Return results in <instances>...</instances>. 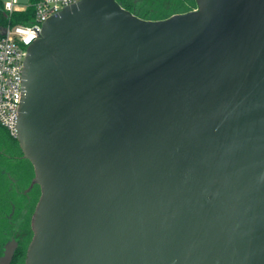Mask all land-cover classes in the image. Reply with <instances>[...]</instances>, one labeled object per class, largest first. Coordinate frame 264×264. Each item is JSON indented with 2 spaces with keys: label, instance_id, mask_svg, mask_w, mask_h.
<instances>
[{
  "label": "water",
  "instance_id": "water-1",
  "mask_svg": "<svg viewBox=\"0 0 264 264\" xmlns=\"http://www.w3.org/2000/svg\"><path fill=\"white\" fill-rule=\"evenodd\" d=\"M196 3L151 20L80 0L44 23L18 123L41 189L25 264H264V0Z\"/></svg>",
  "mask_w": 264,
  "mask_h": 264
},
{
  "label": "built area",
  "instance_id": "built-area-1",
  "mask_svg": "<svg viewBox=\"0 0 264 264\" xmlns=\"http://www.w3.org/2000/svg\"><path fill=\"white\" fill-rule=\"evenodd\" d=\"M80 0H18L0 2V127L18 139L19 111L24 97V62L28 48L40 38L44 23ZM34 8L28 24L12 23L16 12Z\"/></svg>",
  "mask_w": 264,
  "mask_h": 264
},
{
  "label": "trees",
  "instance_id": "trees-1",
  "mask_svg": "<svg viewBox=\"0 0 264 264\" xmlns=\"http://www.w3.org/2000/svg\"><path fill=\"white\" fill-rule=\"evenodd\" d=\"M121 6L125 9H128L135 13L137 16L143 19H151L152 16H156L155 20L166 19L176 13H185L197 8L196 0H117ZM34 17V8L29 7L23 11L16 12L11 18L12 23H23L28 24L31 22ZM10 136V135H9ZM11 144L8 148L0 150V155L5 160H26V167H17L13 172L19 174V177L28 176L29 179L33 174V165L32 163L23 157V152L19 145L18 139L11 137ZM15 161V162H16ZM5 166V173L7 175L14 174L9 171V168L12 167V162ZM14 162V163H15ZM7 163V162H6ZM20 163V162H19ZM16 165H19L16 162ZM41 190V189H40ZM6 210V205L0 207V246L3 243V239L6 238V233L8 226L6 220L3 218L4 212ZM2 239V240H1ZM1 249V248H0ZM27 254V243H22L16 250L13 259L10 264H25Z\"/></svg>",
  "mask_w": 264,
  "mask_h": 264
},
{
  "label": "rangeland",
  "instance_id": "rangeland-1",
  "mask_svg": "<svg viewBox=\"0 0 264 264\" xmlns=\"http://www.w3.org/2000/svg\"><path fill=\"white\" fill-rule=\"evenodd\" d=\"M7 1H11V0H0L2 4H4ZM18 1L19 3L23 5H28L31 0H18ZM155 17L156 16H152L151 20H155ZM10 140L11 138L8 132L4 128L0 127V150L8 148L11 144ZM15 161L16 160H10V162H12L11 165L13 167V168H9L10 172H13L14 169H16L17 167H26L28 163L26 160H23V161L18 160L16 162H18L19 165H16ZM8 162L9 160L7 161L3 159V157L0 155V207L1 206L3 207L4 205H6V210L3 209V212H4L3 218L6 220V223L8 226L6 238L3 239L4 245L2 244L0 246L1 250L8 243V237L11 235V232L15 225L13 224V222L14 223L17 222L19 216L21 215L23 211V208L25 207L24 205L25 198L23 197L24 196L23 193L29 188L32 180L35 177L34 168H33V174L30 179L28 176L19 177V174H17L16 172H13L14 174L10 176L7 175L5 173V170H6L5 166L8 165ZM40 195H41V190H40V187L37 185L34 190V200H33L34 203L30 207V213H29L30 216L27 219V225L25 226L23 230L24 231L23 238H24L25 243H27V250L33 238V231L30 228V226H31L32 216L35 211L36 205L39 201ZM26 228H30L31 232L29 231L28 233ZM25 235H28V236L25 237ZM19 238H21V234L17 233L15 236V239H19Z\"/></svg>",
  "mask_w": 264,
  "mask_h": 264
},
{
  "label": "flooded vegetation",
  "instance_id": "flooded-vegetation-1",
  "mask_svg": "<svg viewBox=\"0 0 264 264\" xmlns=\"http://www.w3.org/2000/svg\"><path fill=\"white\" fill-rule=\"evenodd\" d=\"M36 186L37 185H34L28 192L23 193L24 194L23 197L25 198V203H24L25 207L23 208V211H22L21 215L19 216L17 222H15V223L13 222V224H15V225H14V228L11 232V235L8 237V241H10L11 239L15 238L17 233L21 234V238L17 239L18 240L17 248L22 244V241H23V243H25L24 238H23V236H24L23 230H24L25 226L27 225V219L30 216L29 215L30 207L34 203V201H33L34 200V190H35ZM30 228L32 229L31 226H30ZM30 228H26L28 233H29V231L31 232ZM27 236L28 235H25V237H27ZM22 238H23V240H22ZM4 248H5V246H4ZM4 248H2V250L0 249V256H2L4 254ZM17 248H16V250H17ZM16 250H15V252H16Z\"/></svg>",
  "mask_w": 264,
  "mask_h": 264
}]
</instances>
